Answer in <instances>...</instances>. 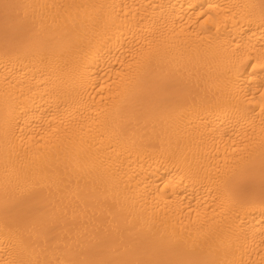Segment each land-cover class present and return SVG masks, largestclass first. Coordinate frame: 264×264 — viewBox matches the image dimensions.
Returning a JSON list of instances; mask_svg holds the SVG:
<instances>
[{"label": "bare ground", "instance_id": "bare-ground-1", "mask_svg": "<svg viewBox=\"0 0 264 264\" xmlns=\"http://www.w3.org/2000/svg\"><path fill=\"white\" fill-rule=\"evenodd\" d=\"M0 264H264V0H0Z\"/></svg>", "mask_w": 264, "mask_h": 264}]
</instances>
